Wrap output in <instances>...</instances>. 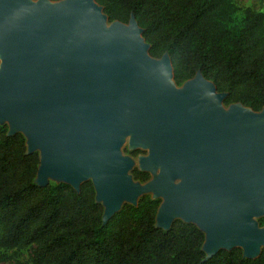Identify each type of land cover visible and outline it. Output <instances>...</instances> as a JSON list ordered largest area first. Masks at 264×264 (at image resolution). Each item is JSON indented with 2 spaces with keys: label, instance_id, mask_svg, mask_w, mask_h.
Instances as JSON below:
<instances>
[{
  "label": "water",
  "instance_id": "obj_1",
  "mask_svg": "<svg viewBox=\"0 0 264 264\" xmlns=\"http://www.w3.org/2000/svg\"><path fill=\"white\" fill-rule=\"evenodd\" d=\"M142 35L134 16L111 23L95 0H0V125L25 136L28 154L40 151L38 186L61 177L79 192L91 181L104 223L149 192L163 199L157 229L197 226L207 260L237 248L257 259L264 109L226 112L227 95L201 72L177 90L169 56L152 58ZM129 135L132 150H151L139 171L160 170L146 188L119 154Z\"/></svg>",
  "mask_w": 264,
  "mask_h": 264
},
{
  "label": "trees",
  "instance_id": "obj_2",
  "mask_svg": "<svg viewBox=\"0 0 264 264\" xmlns=\"http://www.w3.org/2000/svg\"><path fill=\"white\" fill-rule=\"evenodd\" d=\"M57 3L63 0H50ZM111 23L128 25L132 16L143 31L152 58L168 55L178 87L198 72L225 107L264 109V16L233 0H95ZM0 125V250L38 249L36 264H264L237 248L207 260L205 234L175 221L156 228L162 200L143 196L125 204L107 223L91 181L76 191L66 183L38 186L40 154H28L24 135L9 136ZM147 183L150 174L132 171Z\"/></svg>",
  "mask_w": 264,
  "mask_h": 264
},
{
  "label": "rangeland",
  "instance_id": "obj_3",
  "mask_svg": "<svg viewBox=\"0 0 264 264\" xmlns=\"http://www.w3.org/2000/svg\"><path fill=\"white\" fill-rule=\"evenodd\" d=\"M38 1V0H35ZM65 1V0H64ZM233 3L236 8L237 14L242 17L243 14L250 10L255 14H262L264 16V0H233ZM1 65V61H0ZM184 85L181 87L177 86V90H183ZM229 107H224V110L227 112ZM4 125H7L9 127V124L7 122L4 123ZM131 140L132 135L126 136L123 138L122 145L119 148V154L122 159H127L132 162V168L128 172V177L133 178L132 171L135 169H140V159H148L151 155L150 148L144 149V148H137L132 150L131 149ZM40 153V151H38ZM160 175V170L157 174H151L150 173V181L147 183H141L134 180V184L140 186L141 188H146L148 184L154 183ZM38 180V177L36 178ZM64 179L61 177H51L47 180L46 183L50 185H58L60 183H64ZM183 182V179L176 180L175 185H179ZM151 196L153 199H156L155 195L149 192H143L141 195L137 197V201L143 197V196ZM162 200L163 203V199ZM129 204L127 200H124L121 204V208L125 205ZM251 223H254L258 226L259 229L264 228V215L259 217H253L250 220ZM1 233V231H0ZM261 249H264V246H261ZM38 249L35 247H30L26 249H20V250H0V264H36V257L38 256Z\"/></svg>",
  "mask_w": 264,
  "mask_h": 264
}]
</instances>
